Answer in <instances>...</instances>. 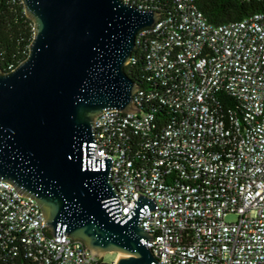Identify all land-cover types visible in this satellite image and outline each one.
I'll use <instances>...</instances> for the list:
<instances>
[{
    "label": "built area",
    "instance_id": "built-area-1",
    "mask_svg": "<svg viewBox=\"0 0 264 264\" xmlns=\"http://www.w3.org/2000/svg\"><path fill=\"white\" fill-rule=\"evenodd\" d=\"M166 1L174 7L137 35L157 89L136 93L140 113L98 116L94 160H113L122 216L139 194L155 198L140 224L160 264H264V11L217 26L198 0ZM153 105L175 115L142 110ZM0 264L115 262L53 239L40 205L0 182Z\"/></svg>",
    "mask_w": 264,
    "mask_h": 264
},
{
    "label": "water",
    "instance_id": "water-1",
    "mask_svg": "<svg viewBox=\"0 0 264 264\" xmlns=\"http://www.w3.org/2000/svg\"><path fill=\"white\" fill-rule=\"evenodd\" d=\"M35 36L28 58L0 69V182L35 200L54 239L84 244L115 264H160L140 222L157 212L141 194L122 216L113 160H94L95 122L105 112L140 113L141 89L125 68L137 35L162 18L122 0H23Z\"/></svg>",
    "mask_w": 264,
    "mask_h": 264
},
{
    "label": "trees",
    "instance_id": "trees-1",
    "mask_svg": "<svg viewBox=\"0 0 264 264\" xmlns=\"http://www.w3.org/2000/svg\"><path fill=\"white\" fill-rule=\"evenodd\" d=\"M198 5L207 20L217 26L241 21L264 11V0H198ZM151 6L160 13L174 7L171 1L166 0H152ZM34 36V24L26 15L23 0H0V69L10 72L25 61ZM144 59L145 48L138 46L125 72L142 90H155L157 83L152 75L145 72ZM224 98L228 105L238 106L233 98ZM142 110L164 121L175 115L162 105L144 107Z\"/></svg>",
    "mask_w": 264,
    "mask_h": 264
},
{
    "label": "rangeland",
    "instance_id": "rangeland-1",
    "mask_svg": "<svg viewBox=\"0 0 264 264\" xmlns=\"http://www.w3.org/2000/svg\"><path fill=\"white\" fill-rule=\"evenodd\" d=\"M236 220H237V216H235V215L229 216L227 218L228 222H235ZM119 256L120 255H118V254H106L104 256V261L107 263H113L119 258Z\"/></svg>",
    "mask_w": 264,
    "mask_h": 264
}]
</instances>
